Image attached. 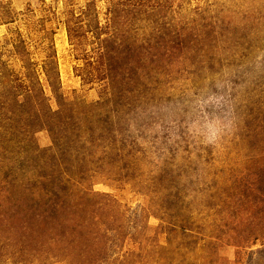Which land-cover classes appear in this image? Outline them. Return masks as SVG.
<instances>
[{
	"label": "rangeland",
	"instance_id": "obj_1",
	"mask_svg": "<svg viewBox=\"0 0 264 264\" xmlns=\"http://www.w3.org/2000/svg\"><path fill=\"white\" fill-rule=\"evenodd\" d=\"M0 264H264V0H0Z\"/></svg>",
	"mask_w": 264,
	"mask_h": 264
},
{
	"label": "trees",
	"instance_id": "obj_2",
	"mask_svg": "<svg viewBox=\"0 0 264 264\" xmlns=\"http://www.w3.org/2000/svg\"><path fill=\"white\" fill-rule=\"evenodd\" d=\"M48 113L50 114V112H48ZM46 125H47V123H46ZM129 134H130V133H129ZM129 134H128V135H129ZM129 137H130V135H129Z\"/></svg>",
	"mask_w": 264,
	"mask_h": 264
}]
</instances>
